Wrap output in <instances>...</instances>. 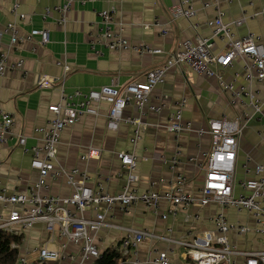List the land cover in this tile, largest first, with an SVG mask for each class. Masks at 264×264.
I'll return each instance as SVG.
<instances>
[{"label":"crops","instance_id":"0c3cea01","mask_svg":"<svg viewBox=\"0 0 264 264\" xmlns=\"http://www.w3.org/2000/svg\"><path fill=\"white\" fill-rule=\"evenodd\" d=\"M181 0H90L87 3L72 4L65 16V23L59 24V14L53 10L64 4L65 0H0V23H14L20 36H26L31 30L46 29L49 43L40 45L35 38L32 42H22L10 46L9 37L4 36L1 51L7 56V64L22 61V69L9 71L0 77V111L13 116V134L6 144H0V190L6 194L26 192L39 180V174L32 169L30 149L40 146V136L34 133L36 128H46L53 114L48 110L57 104L63 93L74 90L99 89L108 86L114 80L118 86L131 82H143L145 73L162 65L173 54L178 45L185 41L195 42L198 37L210 35L206 23L213 20L219 12L225 22L240 20L244 23L232 29L235 38L253 33L264 43V0H221L218 9L203 7L211 0H193L192 8L196 15L193 19L179 18L171 20L169 10ZM18 5V13L25 15L20 21L11 9ZM50 13L44 17L45 10ZM103 10L114 12L112 30L120 34L132 46L144 44L162 51L159 56L138 55L132 50L113 52L94 45L99 31L97 13ZM217 40L214 52L223 48ZM101 51L96 55L95 51ZM60 64V65H58ZM66 65L68 73L63 78ZM244 62L234 60L230 67L221 70L214 68L223 83H232L235 90L241 88L255 94L261 104L256 112L246 100L240 105L223 89L215 77L197 75L185 66L168 70L163 84L156 86L150 97L151 105H159L164 100L159 113L144 110L139 112L129 106L123 112V118H133L140 123V136L135 145L131 143L134 127L121 123L113 132L106 128L109 106L98 105L97 116H82L73 126L63 130L57 147L55 167L70 170L78 168L88 175L89 187L99 182L105 192L117 194L126 185L125 171L116 157L118 152H132L137 158L134 175L138 181L130 185V190L139 193L156 191L160 194L174 189L176 179H185L183 192L198 196L203 186V153L210 150L211 138L207 134L198 135V130H207L208 121L226 116L229 120L241 122L242 133L238 140L234 174V194L242 191L239 183L254 178L256 164L264 167V134L261 126L264 121V85L254 78H247L243 70ZM42 79H49L52 85L47 89L38 86ZM63 80V81H62ZM181 100H185L183 120L191 125L189 131L174 134L168 131L171 116ZM19 136L26 138L25 147L18 144ZM90 149L100 151L98 158L81 160V156ZM161 155L167 161L155 159ZM176 158L177 164L170 168V161ZM249 160V161H248ZM47 189L43 195L69 197L73 188L65 177L55 180L46 178ZM12 207L0 204V223L7 219ZM109 226L95 235V245L102 253L107 249H118L123 237L122 228L147 230L156 235H168L174 239L202 237L212 231L211 217L217 212V206L210 204L204 208L192 206L185 210L162 201L157 210L137 204L128 210L115 207L102 208ZM170 211L175 215H170ZM94 209L81 215L85 219L93 218ZM162 216H167L162 219ZM230 223H240L252 228L255 222L247 212H227ZM170 230L167 232V230ZM23 239L18 246V259L28 264H41L37 250L47 248L59 252L61 260L48 264H71L68 256L75 254L77 248L65 241H48V234L41 223L31 230L22 232ZM232 244L239 250L259 251L264 249V236L249 233L237 238L230 235ZM173 249L170 260L174 264H184L185 250L177 246L145 239L126 258L123 264H146L156 251ZM151 256V257H150ZM91 262L90 264H93ZM238 259L237 264H243Z\"/></svg>","mask_w":264,"mask_h":264},{"label":"built area","instance_id":"2783aa9c","mask_svg":"<svg viewBox=\"0 0 264 264\" xmlns=\"http://www.w3.org/2000/svg\"><path fill=\"white\" fill-rule=\"evenodd\" d=\"M88 1L90 0H65L61 6L54 7L53 10L60 16L59 24L65 23L66 13L72 4L83 5ZM192 1L181 0L171 7L169 10L171 20L193 19L196 12L192 8ZM220 1L211 0L203 7L213 6L217 10ZM227 2L231 3V0ZM17 9L18 5H14L10 11L20 21L24 20L25 15L18 13ZM49 13L50 11L46 9L44 17ZM97 15L100 20L99 31L94 43L91 44L93 50L94 45H98L113 52L132 50L138 55L162 54L160 49L144 44L132 46L120 34L113 31V11L103 10ZM244 21L242 18L225 22L222 14L218 12L213 20L206 23L209 36L198 37L195 42L191 40L181 42L162 65L151 68L145 73L144 81L141 83L131 82L118 86L112 80L108 86L99 89H77L67 94L62 92L59 102L48 108L53 117L48 121L47 127L34 129V133L40 136L41 145H35L30 149L32 154L30 166L38 172L39 180L24 193L9 195L4 190H0V204L12 207L7 219L0 223V230L22 235V232L31 230L36 223H41L48 234L49 242L65 241L77 248L75 254L68 256L71 264H90L100 257L95 245V235L105 227H112L106 223L102 208L111 210L117 207L125 211L141 204L146 208L157 210L160 202L165 201L174 207L187 210L192 206L204 208L214 204L217 206V212L211 217L213 229L202 237L189 239L191 235L187 234L183 239H174L168 235L156 236L147 230L122 228L123 237L119 243L122 257H128L145 239H153L166 243L172 248L177 246L184 249V264H237L238 259H243V264H264V249L239 250L229 239L230 235L240 238L249 233L264 236V167L256 164L253 169L255 177L239 183L242 191L240 194L235 195L233 191L236 153L242 133L241 125H243L238 120H229L226 116H221L209 120L207 130L197 131L198 135L207 134L211 138L210 150L203 153L204 164L201 168L204 171V182L198 196L183 192L185 179L182 176L177 177L175 188L164 194L153 190L142 193L130 190V185L138 181L137 176L134 175L137 158L132 152L122 151L116 154L126 176L124 190L117 194L105 192L99 182L95 187H89L87 185L89 178L85 171L78 168L66 170L55 167L57 147L63 130L73 126L82 116H97L100 103L109 106L106 128L115 132L121 123L133 126L131 143L135 145L140 136V123L133 118H123V112L127 107L132 106L141 113L144 110L159 113L165 99H162L157 106L151 105V93L156 86L164 83L168 70L173 67L185 66L197 75L217 78L233 101L239 100L240 105H245L242 100H246L256 112H259L261 104L255 94L243 88L235 90L232 83H223L222 78L214 71L215 67L225 70L234 60L241 59L244 62L243 70L247 78H254L264 85V43L251 32L239 38H235L232 34V29L240 27ZM4 36L9 37L10 46L32 42L35 38L39 40L40 45L49 43L48 30H31L26 36H20L14 23L5 25L0 23V47ZM217 40L222 41L224 46L218 52H214L212 49ZM101 53L99 50L95 51L96 55ZM22 65L21 60L8 65L7 56L0 49V77L9 71L21 70ZM63 69L64 78L69 68L64 65ZM51 85L49 79L38 82V86L42 89H47ZM184 107L185 100H181L170 118L168 131L176 135L191 129L190 123L183 120ZM13 123L12 114L0 111V144H6L14 136ZM261 128V133L264 134V121ZM17 138L19 146L24 148L26 138L24 136ZM99 154V150L90 149L80 159L84 161L98 158ZM154 158L167 163L160 154H155ZM169 163L170 168L173 169L177 159L173 158ZM59 177H65L72 186L73 192L69 197L61 198L40 193L41 190L47 189L44 183L46 178L55 180ZM89 209L95 211L93 218L81 217ZM230 210L251 214L255 222L254 227L248 228L240 223H230L227 218V212ZM169 214L175 215V212L170 211ZM166 217L162 216V219ZM169 231L168 229L167 232ZM172 251L173 249L170 248L162 252L156 251L146 264H174L169 257ZM37 252L41 264L56 263L61 260L59 252L47 248H39ZM19 263L28 264L23 259H20Z\"/></svg>","mask_w":264,"mask_h":264},{"label":"trees","instance_id":"16d2710c","mask_svg":"<svg viewBox=\"0 0 264 264\" xmlns=\"http://www.w3.org/2000/svg\"><path fill=\"white\" fill-rule=\"evenodd\" d=\"M22 239L23 235L0 230V264H16L19 253L17 247L21 245ZM126 258L116 248L107 249L100 253V257L93 264H123Z\"/></svg>","mask_w":264,"mask_h":264}]
</instances>
